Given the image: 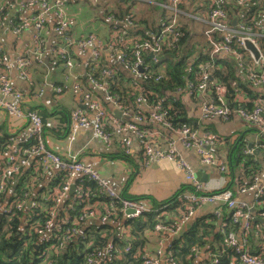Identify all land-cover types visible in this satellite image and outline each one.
<instances>
[{"label": "built area", "instance_id": "obj_1", "mask_svg": "<svg viewBox=\"0 0 264 264\" xmlns=\"http://www.w3.org/2000/svg\"><path fill=\"white\" fill-rule=\"evenodd\" d=\"M70 1L71 0H29L22 6L29 8L38 5V11L31 18L18 15L9 20L8 24L14 35L19 36L23 29L30 23L34 24L36 34L34 48L25 55L13 61L7 53L3 55L2 66H0V92L4 96H15L18 99H22V94L16 92L11 82L9 72L15 67L21 76L30 79V68L35 62L42 61L44 52L43 32L46 18L50 15H55L58 18L57 31H61L64 34V46L61 47L59 51H61V57L69 69L74 67V61L69 55L68 47L75 45L82 51H85L87 47H92L89 65L97 64L104 50L118 52L122 61L131 69L135 76L143 75L140 71L144 63L141 51L146 50L153 55H159L163 51L164 45L168 47L175 46L182 35L179 28V16L183 14L187 15L179 8V5L185 0H169L168 2L161 3V5L165 10H170V15L161 21L159 33L151 34L152 40H145L140 36L129 34L131 29L135 30L139 27L131 14H126L124 18H118L114 13L107 16L108 21L114 26L108 41L100 40L93 34L75 39L69 32L72 20L66 11V6ZM144 1L153 2V0ZM262 3V8L259 13H257V16L253 15L252 17L247 15L245 18H241V14H237L235 17L232 15V17L227 7V4H232L245 11L251 7L252 0H212L210 10L205 16H201V18L198 16H191L201 19V22L206 23L208 26L205 34L212 47L210 52L211 57L231 56L230 58H234L238 70L245 71L248 79L256 87L264 86V44H261L262 40L260 41V39L264 38V0H262ZM7 6L8 2L0 0V20L2 22L4 21L3 17L6 13L5 10ZM234 18H237L235 24H233ZM214 32L219 34L220 40L215 39L213 35ZM247 41H250L259 51L258 58L246 47ZM130 44H132L135 49L136 59L133 62L129 61L126 53L127 46ZM240 48H242L243 51H240ZM245 56L250 58L251 64L249 66L246 64ZM201 69V79L198 86L194 87L192 83H189L187 86V91L189 93L192 92L193 88H196L201 96L199 120L206 122L214 118H221L226 121L238 115L250 126L264 133V101L255 103V105L249 109L241 104H238L236 107H231L226 98L227 87L225 85L218 84L215 93L209 91L211 88L210 81L212 80V65L208 62L203 64ZM91 72L92 69L90 72H87L89 83L108 93L105 83L95 78ZM113 74L114 70L110 67L103 68L101 71L102 78L110 77ZM145 77L146 75L143 76V78ZM47 83L46 81L45 85H47ZM55 88L57 93L65 91L64 86ZM72 90L75 93H81L83 95L88 109L93 111L95 116L94 119L90 120L83 109L76 108L70 113L71 121L80 127H92L99 138L104 142H109L111 132L105 122L108 113L107 110L94 98L93 93L81 80H77L73 84ZM180 91L181 90H178V92ZM42 93L43 90L41 89L38 95ZM109 97L116 102L115 98ZM136 101L138 108H141L140 106L145 104L142 96H139ZM1 110H6L12 115L23 117L28 120L30 132L22 141L33 138L37 140V144L22 148L19 147L17 143L15 147L13 149L11 148L8 152L7 157L3 159L0 165L2 170L0 174V214L3 215L13 211H22L28 217L29 214L33 213L36 207L43 205L41 199L38 197H31L29 188L22 197H16L15 194V197L9 202L3 199L10 184L14 179L18 178L19 174L26 167L29 156H37L41 166H57L61 172V176H64L62 183L56 185V189L50 197L53 202L46 211L44 220L40 222L37 221L34 225L32 224V228L37 234L39 243L49 244L53 240H59L64 236V238L60 240L61 247H64L68 241L76 237L85 238L84 231L86 228H84V224L87 223V220L108 221L109 213L101 214L96 209V203H87L79 215L75 214L72 216V214H70V209L73 207L72 205L68 208L65 206V212H61L60 214L58 208L70 192L71 186L76 185L79 187L85 181L95 182L100 193H104L109 198V212L115 213L117 211L115 203H119L120 208L118 210L122 212L124 219L136 218L151 210L149 204L143 201L125 198L122 193H117L104 177L90 166L85 165L77 157L65 158L49 148L45 140L43 119L37 111L33 109L23 110L19 105L0 100V111ZM144 122H157L173 133L178 134L183 146L188 149L194 148L203 164L218 166L222 172L227 170V165L217 162L211 155L209 148H207L215 143V137L211 135L209 130L205 131L204 134L200 136L199 130L197 129L192 130L189 127L179 129L174 127L160 112V105L153 106V110L150 114H144L140 109L139 111H135L132 118H128V121L124 122L123 128L132 130L139 137L145 153V161L149 162L152 160L167 159L174 162L183 171L186 183L191 186V190L183 192L180 196L181 199L187 201L190 205L183 218L176 224H164L163 222H159L154 230L177 235L182 229L183 222L193 215L196 208L204 204H213L218 201L224 202L229 208L236 210L233 215V222H240V219L244 218V226L248 228L251 214L248 209H245L246 205L243 203L238 204L233 196V192L229 189L220 190V188L215 190V192L214 190H210L206 184L198 179L194 168L178 152L173 142H171L168 150H157L154 148L151 138L149 137V130L141 127V124ZM125 145V152L128 153L130 141L126 140ZM241 151L243 154L252 152L246 145L242 147ZM253 189L263 194L264 183L259 186L258 183L254 181L251 185L240 188L241 191ZM84 194L85 192H82L79 196H84ZM128 209L132 211L128 213ZM216 214L220 215L221 209H217ZM125 230V228H121L120 234ZM227 242L229 246L235 248L236 252L239 253L240 264H264V254H250L247 250V239L240 240L235 231H231L228 234ZM126 249H130L129 245ZM50 250H52V246H49L46 250L48 253L47 258H49ZM193 251L195 257H198L201 253L199 249H193ZM114 253L115 245L109 240L102 246H95L93 250L87 253L86 264H106L108 261L112 260ZM141 257L143 259V264H176L175 260L165 254L162 248H157L153 251L145 250ZM210 257L213 258L214 255Z\"/></svg>", "mask_w": 264, "mask_h": 264}, {"label": "crops", "instance_id": "obj_2", "mask_svg": "<svg viewBox=\"0 0 264 264\" xmlns=\"http://www.w3.org/2000/svg\"><path fill=\"white\" fill-rule=\"evenodd\" d=\"M2 1L8 2V6L3 17L4 21L0 20V47L6 51L13 61L34 48L36 28L34 24L30 23L19 36H16L12 33L8 22L18 15L31 18L39 7L38 5L29 8L23 7L22 5L29 0ZM164 2L166 1L71 0L66 6L67 14L72 20L69 32L75 39L93 34L100 40L108 41L113 24L108 21L107 16L111 13H122L123 16L126 14L134 15L141 22L137 29L146 30L147 25L154 27L158 24L161 16L165 13L161 5ZM197 3L191 4L190 8ZM205 15L199 13L194 16L201 18ZM179 21L190 31L189 46L195 45L198 53L201 50V42L206 41V35L204 34L206 23H202L201 19L189 17L185 14L179 18ZM57 26L58 18L55 15L46 18L43 32L44 52L42 62L32 65L30 79L21 76L15 67L9 72L11 82L16 92L22 94V99L15 96H4L0 92V100L19 105L23 110L33 109L37 111L43 119L44 135L48 147L65 158L77 157L85 165L90 166L104 177L117 193L126 192L132 197H144L143 201L150 206L153 200L162 202L169 199L186 184L183 171L174 162L167 159L145 161V153L139 137L132 130L123 128L124 122L128 121V118L131 119L135 112L132 103L129 104V109H124L111 99L105 90L88 83L87 87L93 93L94 98L108 112L105 122L111 132V138L109 142H104L95 134L92 127H80L71 121L70 113L76 108L83 109L90 120L94 119L95 116L94 112L88 109L83 95L72 90V86L77 80H81L86 85L84 78L88 75L92 47H87L85 51H82L77 46L72 45L71 58L74 61V67L69 69L64 62H58L55 56V51L64 46V34L57 31ZM101 57L109 67L111 66L125 77H139L135 76L122 61L118 52L104 50ZM222 57L227 58L226 56ZM46 81L48 82L47 85H45ZM59 85L65 87L64 92L57 93L55 87ZM254 88L257 91L264 90L262 87L255 86ZM41 89L43 93L38 95ZM184 100L189 114L199 119L201 96H199L198 102L192 100L189 95H186ZM140 107L144 114H150L153 110V106L148 104H143ZM200 124V136L209 130L215 140L217 138L214 145L209 147L211 155L217 162L224 163L227 167L230 165L234 143L237 140H240L247 147L249 144H253L255 149L249 155H254L253 158H257L260 170L256 171V174L250 178L245 177V180L246 182L255 181L259 186L264 183V133L250 126L238 115L226 121L221 118H214L206 122L202 121ZM141 127L149 130V137L157 150H168L171 142H173L178 152L191 164L194 170L202 173L201 177L206 180L203 183L210 190H217L226 185L227 177L224 172L218 166L203 164L194 148L188 149L183 146L178 134L173 133L157 122H144ZM0 132L11 136L13 140L11 148L13 149L19 141L28 136L30 124L23 117H17L6 110H1ZM126 140L130 141L128 158L122 157L125 152ZM9 151L2 156L0 155V160L1 158L5 159ZM23 172L25 174L23 180H27L26 184H28L31 197L49 201L56 189L57 181L61 177V172L55 165L41 166L38 157L34 155L29 156L26 167L18 178L10 184L5 195L6 201L9 202L10 198L15 196ZM237 177L236 175L235 179H238ZM231 191L237 203L245 204V209H248L251 214L248 228L244 226L245 219H240L236 230L237 237L240 240L247 239V250L255 254H264V200H261L262 193H258L256 189L241 191L235 185H233ZM76 192L77 186L75 185L74 192L72 194L68 193L63 203L60 204L58 208L60 214L65 212L66 203L69 200H74ZM224 206V202L218 201L196 208L193 215L183 222L182 229L177 235L149 231L146 234L145 250L153 251L162 248L165 251L174 239L178 238L183 231H187L200 218L201 221H209L214 218L218 230L223 224ZM225 207L228 213L231 208ZM217 209H221L220 215L216 214ZM122 218L124 219L123 216ZM169 218L176 220L174 214L169 215ZM89 225L90 221H87L84 228ZM246 230H249L250 238L246 237ZM211 245L215 248L218 247L214 240ZM208 249L209 245L201 249V253L196 257L197 262H204L210 258L211 252Z\"/></svg>", "mask_w": 264, "mask_h": 264}, {"label": "trees", "instance_id": "obj_3", "mask_svg": "<svg viewBox=\"0 0 264 264\" xmlns=\"http://www.w3.org/2000/svg\"><path fill=\"white\" fill-rule=\"evenodd\" d=\"M164 1L168 2L169 0ZM196 2L198 3L194 4V7L186 6V3L191 5ZM211 2L212 0H185L179 5V8L189 17L199 13L205 15L210 10ZM262 4V0H252L251 7L245 11L232 4H227V7L231 16L235 17L237 14H241L240 17L245 18L247 15L249 17L257 16ZM166 12L167 10H165L156 26L147 25L146 30L131 29L129 34L140 36L145 40H152L151 34L159 33L161 21L169 17L170 14ZM114 14L118 18H124L122 13ZM132 17L140 25L141 22L134 15ZM207 27L206 25V29ZM179 28L182 35L175 46L168 47L164 45L163 51L159 55H152L146 50L141 51L144 63L143 67H141L143 75L139 76L140 78H127L115 71L111 66L110 68L114 70V74L107 79L106 77L102 78V69L109 67L102 60V57L97 64L89 65L88 71L90 72L92 69L91 73L93 76L106 83L107 94L115 98L119 106L129 109V104L132 103L135 107L134 110L139 111L140 108H138L136 100L139 96H142L145 104L151 106L160 105V112L165 119L179 129L189 127L192 130H199L200 122L202 123V121L189 114L184 97L189 95L192 100L198 102L200 96L198 90L193 88L192 92L189 93L187 86L189 83H192L194 87L198 86L201 79V66L208 62L212 65V80L210 81L211 88L209 91L215 93L218 84L225 85L227 87L226 98L231 107L241 104L249 109L255 103L264 101V90L257 91L253 83L248 79L246 72L238 70L229 57H211L212 47L207 36L206 41L201 42V50L197 53L195 45L189 46L190 31L188 28L181 21H179ZM213 35L215 39L220 40L217 32H214ZM260 41L261 44H264V38L260 39ZM68 51L71 56V46L68 47ZM240 51H243L242 48H240ZM55 52L58 62H64L61 57V51L57 50ZM126 53L130 62L135 61V49L132 44L127 46ZM4 54H6V51L0 47V66H2ZM246 64L247 66L251 64L248 56L246 57ZM144 75H146L145 78H143ZM84 81L86 85L89 83L88 76L84 78ZM262 89H264V86H262ZM178 90L181 91L178 92ZM215 141H217V138ZM36 144L37 140L33 138L18 142V146L22 148ZM234 144L230 165L224 172L227 177V183L220 190H232L233 185L239 188L249 186L253 181L246 182L245 177L250 178L256 174V171L260 170L257 158H253L254 155L242 153L241 149L244 144L240 140H237ZM12 145L11 136L0 132V155L2 156L9 151ZM122 157L128 158L129 154L124 152ZM1 160L0 165L3 162L2 158ZM1 172L0 168V174ZM24 175L23 172L15 191L16 197H22L28 191L27 180H23ZM236 175L238 179H235ZM63 178L64 176H61L56 185H60ZM189 190H191V186L186 183L169 199L162 202L153 200L150 211L136 218L123 219L122 212L118 210L120 204L115 203L117 208L115 213L109 212V198L104 193H100L95 182L85 181L79 187L77 186L74 200H69L66 203V207L73 206L70 209V214L73 216L75 214L79 215L87 203H96V209L101 214L109 213L107 222L94 219L87 220L90 221V225L84 231L85 238L76 237L68 241L64 247H61L60 240L64 236L59 240H53L49 244H43L39 243L37 234L32 228V224L34 225L37 221L44 220L46 211L52 205V198L49 201L41 200L43 205L36 207L28 217L22 211L5 213L0 216V264H86L87 253L93 250L95 246H102L109 240L115 245V253L112 260L106 264H143L141 256L145 252L146 234L149 231L157 232L154 228L159 222L176 224L183 218L190 205L187 201L181 199L180 196L183 192ZM82 192H85V194L80 197L79 194ZM122 195L132 200L143 201L144 199V197L129 196L126 192L122 193ZM12 198L13 196L10 200ZM3 199L6 200L5 196H3ZM261 200H264V193L261 196ZM225 206L223 207L224 225L222 224L218 230L214 218L209 221H201L200 218L187 231H183L178 238L171 242L166 248L165 254L172 257L176 264H240L239 253L236 252L235 248L229 246L227 242L228 234L231 231L236 232L240 222H233V215L236 210L231 209L227 213ZM171 214L176 216V220L169 218ZM120 228H125L126 230L120 234ZM248 232L249 230H246V237L250 238L251 234H248ZM213 240L218 244L217 248L211 245ZM128 245L130 247L129 250L126 249ZM207 245H209L208 250L214 257H210L204 262H197L193 249L201 250ZM49 246H52V250H50L49 258H47L48 253L46 250ZM248 252L252 255H259L249 250Z\"/></svg>", "mask_w": 264, "mask_h": 264}, {"label": "water", "instance_id": "obj_4", "mask_svg": "<svg viewBox=\"0 0 264 264\" xmlns=\"http://www.w3.org/2000/svg\"><path fill=\"white\" fill-rule=\"evenodd\" d=\"M236 22H237V18H234L233 24H235ZM246 47L253 52V54L255 55L256 58L259 57V51L257 50V48L250 41H247L246 42ZM231 62L233 64L236 63L235 60H234V58H231ZM140 71L141 72L143 71L142 68H140ZM119 113L122 114L121 112H119ZM207 148H209V147H207ZM248 148L250 150H253V151L255 149L253 144H249L248 145ZM196 175H197V177H198L199 180H201L202 182H206L205 178H202L201 177L202 176V173L200 171H196ZM74 190H75V185H72L71 188H70L69 194H72L74 192ZM131 211H132L131 209H128L127 210L128 213L131 212ZM0 216H2V215L0 214Z\"/></svg>", "mask_w": 264, "mask_h": 264}, {"label": "rangeland", "instance_id": "obj_5", "mask_svg": "<svg viewBox=\"0 0 264 264\" xmlns=\"http://www.w3.org/2000/svg\"><path fill=\"white\" fill-rule=\"evenodd\" d=\"M187 6H190L188 3H186ZM167 12L170 14V10H167Z\"/></svg>", "mask_w": 264, "mask_h": 264}]
</instances>
